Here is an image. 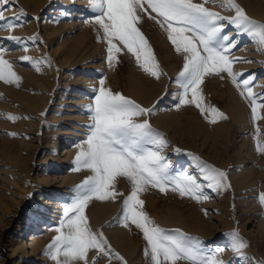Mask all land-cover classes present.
<instances>
[{"label":"rangeland","instance_id":"1","mask_svg":"<svg viewBox=\"0 0 264 264\" xmlns=\"http://www.w3.org/2000/svg\"><path fill=\"white\" fill-rule=\"evenodd\" d=\"M236 2L249 17L264 22V0ZM87 5L88 0H11L3 6L6 17L22 26L11 32L0 30V50L21 77L19 87L0 81V264H53L43 253L56 235L54 229L63 206L75 194L64 188L63 181L79 178L72 175L82 174L83 179L89 175L87 171H75L69 156L86 138L90 122L87 106L101 78H105L106 87L144 107L155 104L148 119L169 141L163 155L171 162L173 174L187 171L196 176L211 197L198 203L172 191L164 194L150 189L141 198L155 223L165 229H181L209 249H224L222 259L226 264H245L233 254L230 238L224 235L237 230L249 245L244 250L247 260L251 264L264 261V208L257 199L264 193V154L256 151L254 140L259 127V138L264 142V119L253 124L249 104L228 78H206L203 89L206 103L219 108L229 120L210 124L195 107L177 110L174 94L179 89L174 81L182 58L160 27L149 19L144 20L141 29L166 75L159 80L148 76L130 55H122L120 63L109 68L106 45L97 42L96 26L86 22L92 16ZM206 6L224 16L234 14L213 3ZM20 10L26 15H20ZM65 12L69 14L63 15ZM226 31L236 35L231 27ZM10 35L23 38L22 43L6 39ZM33 36L39 38L36 43L27 39ZM237 39L233 56L253 62L236 63L233 70L245 77L252 74L253 91L264 93V53L257 51L246 35ZM23 55L37 60L48 57L51 66L42 64L37 72L31 64L20 61ZM258 111L264 116V109ZM6 114L25 118L13 122L4 118ZM187 152L228 172L231 187L221 192L208 189ZM117 190L127 195L130 188L120 179ZM122 202L123 197L115 202L93 200L86 209L90 225L93 231L103 232L127 264H148L145 242L138 230L117 223L106 226L118 216ZM32 234L39 236L40 242L46 241L44 245L39 242L35 251L29 246ZM98 264H107V258L101 257Z\"/></svg>","mask_w":264,"mask_h":264},{"label":"snow or ice","instance_id":"2","mask_svg":"<svg viewBox=\"0 0 264 264\" xmlns=\"http://www.w3.org/2000/svg\"><path fill=\"white\" fill-rule=\"evenodd\" d=\"M10 2L0 0V30L9 32L22 26L6 17L3 6ZM209 3L234 14L221 15L208 8ZM87 8L92 16L86 22L96 26L97 42L106 45L105 59L109 68L119 64L122 55H130L136 66L148 76L159 80L166 75L141 29L144 20L149 19L160 27L174 52L182 58V67L174 81L179 89L174 94L177 110L184 106L195 107L210 124L229 120L219 108L206 103L203 89L206 78H228L239 96L249 104L253 124L264 119L258 111L264 109V93L253 91L254 76L245 77L242 72L233 70L236 63L253 61L232 54L238 45L237 37L241 35L249 37L256 50L264 53V22L249 17L236 0H88ZM19 14L26 15L23 10ZM229 27L235 30V36L228 34L226 29ZM6 39L21 44L23 38L10 35ZM27 39L36 43L39 38ZM24 51H27L26 47ZM19 59L31 64L37 72L41 71L42 64L51 66L48 57L37 60L23 55ZM0 81L17 87L21 83V77L13 70V63L4 58L3 50H0ZM105 84V78H101L92 103L87 106L88 132L77 145L74 157V170L87 171L89 175L76 185L71 202L63 206L62 216L54 229L56 235L43 254L53 264H98L101 257L107 258V264H127L125 258L112 249L102 231H93L86 215L93 200L115 202L123 197L120 213L106 226L117 223L125 229L134 227L138 230L145 242L144 256L148 264H226L222 259L224 249H209L199 238L190 237L178 228L165 229L149 216L141 197L150 189L164 194L172 191L181 198L188 197L198 203L211 197L196 176L187 171L173 174L171 162L163 155L169 141L153 128L148 119L155 111V104L144 107ZM4 118L15 122L25 117L6 114ZM259 134L257 127L255 148L264 154V142ZM9 135L15 136L16 133ZM173 150L178 154L182 151L180 148ZM185 154L212 192L231 187L228 172L191 152ZM120 179L129 185L127 195L117 190ZM257 199L264 208V193H260ZM204 214L208 215V210L205 209ZM224 235L230 238L233 254L245 264H251L244 252L249 245L239 232L233 230ZM93 252L94 256L91 255ZM258 264H264V261Z\"/></svg>","mask_w":264,"mask_h":264},{"label":"bare ground","instance_id":"3","mask_svg":"<svg viewBox=\"0 0 264 264\" xmlns=\"http://www.w3.org/2000/svg\"><path fill=\"white\" fill-rule=\"evenodd\" d=\"M113 79V78H112ZM106 85V84H105ZM118 86V85H117ZM56 143H55V145H54V147L52 148L53 150H54V148L56 147ZM75 149V150H74ZM73 149V152L70 154V156H69V161H70V163L72 164V166H75L74 165V157H75V155H76V153H77V151H78V149H77V147L76 148H74ZM53 150H50V152L53 154ZM65 153V155L66 154H68L67 152H64ZM46 160V159H45ZM57 160V159H56ZM49 164H47V166H48ZM14 166V165H13ZM47 166H45V167H47ZM82 175V174H81ZM80 174H78V175H72V176H79V178L78 179H76L77 177H71L70 179H68V180H65V181H63V185H65V187L64 188H66V189H69V191H71V192H73L74 191V189H75V187H76V185L77 184H79L82 180H83V178H82V176H81ZM45 182V181H44ZM46 183V182H45ZM57 191V190H56ZM63 198H66V195H64V197ZM39 236H37V235H31V239H30V247H31V249H32V251H35L36 249H37V247H38V244H39ZM40 243H43V245L44 244H46V241L44 240V239H41V242Z\"/></svg>","mask_w":264,"mask_h":264}]
</instances>
